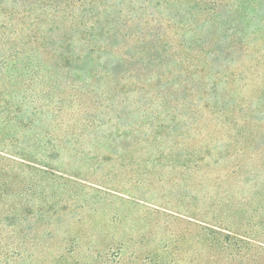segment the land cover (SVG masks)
Returning <instances> with one entry per match:
<instances>
[{
	"label": "rangeland",
	"instance_id": "374dc122",
	"mask_svg": "<svg viewBox=\"0 0 264 264\" xmlns=\"http://www.w3.org/2000/svg\"><path fill=\"white\" fill-rule=\"evenodd\" d=\"M185 1L112 0L133 38L98 36L90 77L89 27L59 74L54 0H2L0 264H242L207 248L216 226L264 244V18L197 41Z\"/></svg>",
	"mask_w": 264,
	"mask_h": 264
},
{
	"label": "trees",
	"instance_id": "16d2710c",
	"mask_svg": "<svg viewBox=\"0 0 264 264\" xmlns=\"http://www.w3.org/2000/svg\"><path fill=\"white\" fill-rule=\"evenodd\" d=\"M1 2L2 0H0V3ZM185 2L187 4L189 2L190 17L187 21H183L184 17H180L178 18V22L179 24L184 22L187 31L192 29L191 23H194V33L196 34L197 41L199 40L198 33L206 29V27L209 26L210 21L223 19L222 16L225 12L229 13L236 7L241 11V20H248L252 25L254 24L259 26L264 18V0H186ZM62 6L63 8H61ZM113 6L112 0H54V27L60 29V23L62 24V22H65L68 24L67 33L64 32L62 35H59L58 38L57 36L54 37L57 38V40H60L58 43L60 42V44H62L58 55V58H60L56 62L57 67H55L59 74H62L65 71L68 72V70L72 67V58H69L68 56L71 51L70 48L74 43V35L71 33L76 31V26L89 27L88 31L90 33H86L85 35L83 34L89 44H85L87 47V55L84 57V60L81 61L79 68L81 71L89 72L90 77L94 75L92 73L95 70L90 57L98 47V45L93 46L91 43L96 42L98 36L103 37L108 45L110 44V40H112L111 45H114L115 47H117V41L119 38H124L125 40L133 38V35L129 33V29H131L133 23L135 24L137 22V17L135 19L133 11L130 10V13L128 10V13H125L122 9L119 12L117 19L113 18V14H115L113 13ZM121 18H123L124 22L122 25ZM102 21L104 23L103 26ZM122 26L124 27L123 29ZM236 32H238V34L242 33L239 28L235 30L234 34ZM139 40H141V43L144 42L146 40L145 36L138 38V41ZM158 42L160 41H157V43ZM107 43L104 46L106 53H108ZM141 43L139 47L134 46L136 53L133 48L129 49V55L126 54V58L135 57V54L138 58H141L138 54L143 57L144 51H146L147 47L144 49L143 46H141ZM58 51L59 50H57V52ZM84 54H86V52H84ZM119 58L118 65L121 67L124 65L126 58ZM78 61L79 60H77L76 63ZM218 61H220V58L217 56L214 57L213 64ZM224 62L227 63L226 71H231L234 61H230L228 57V61ZM116 66L110 62L108 67L105 66L102 70H106L110 75H114L117 71ZM210 71L212 75L221 74L220 69L216 71L215 68H211ZM216 87L217 85L213 87V90L210 89L209 92L213 93ZM207 228V230L211 233L210 241L207 242L208 249L214 250L218 254L228 255L232 256L234 259H239L242 264H264V244L258 243L252 238L233 233L232 231L219 226Z\"/></svg>",
	"mask_w": 264,
	"mask_h": 264
}]
</instances>
